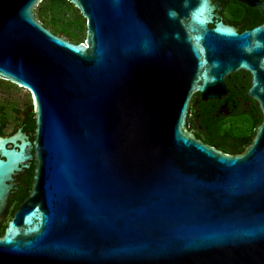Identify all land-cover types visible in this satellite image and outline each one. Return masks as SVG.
Instances as JSON below:
<instances>
[{"label":"water","instance_id":"1","mask_svg":"<svg viewBox=\"0 0 264 264\" xmlns=\"http://www.w3.org/2000/svg\"><path fill=\"white\" fill-rule=\"evenodd\" d=\"M42 1L0 0V79L32 93L39 128L38 189L0 264H264V24L239 33L214 0H66L86 21L74 44ZM239 72L262 120L230 155L189 130L191 107ZM22 140L0 139L2 205Z\"/></svg>","mask_w":264,"mask_h":264},{"label":"flooded vegetation","instance_id":"2","mask_svg":"<svg viewBox=\"0 0 264 264\" xmlns=\"http://www.w3.org/2000/svg\"><path fill=\"white\" fill-rule=\"evenodd\" d=\"M258 1L262 6L256 8L233 0H214L213 3L220 4L217 11L220 20L226 25L235 27L239 33H243L254 29L255 27L250 28V25L264 15L261 14L264 13V0ZM55 35L78 44L72 38L62 34ZM228 80L227 85L230 89L228 96L220 101H213V106L209 107V114H214L224 122L232 119L246 122L252 119L258 121L256 129L261 123L262 116L257 104L246 96L251 80L249 74L239 72ZM194 101L195 104L192 103L191 107L192 116L189 130L194 133L197 139L205 143L203 137L209 129L205 123L201 124L203 119L198 111L195 114L193 112V108L198 105L199 101L202 102L200 96L196 95ZM204 116L206 115L204 114ZM38 129L36 106L32 93L21 86L0 79V139L8 141L6 145L8 150L19 151L22 139L29 144L26 148L28 158L19 164L20 170L11 176V180L6 181V184L9 185V193L5 205H2L0 201V239L4 237L7 227L13 221L19 208L30 200L38 189V185L36 186L39 170ZM18 134H21L22 139H18ZM0 160L5 161L1 153Z\"/></svg>","mask_w":264,"mask_h":264},{"label":"trees","instance_id":"3","mask_svg":"<svg viewBox=\"0 0 264 264\" xmlns=\"http://www.w3.org/2000/svg\"><path fill=\"white\" fill-rule=\"evenodd\" d=\"M35 15L53 33L72 38L78 44L84 43L86 21L79 11L66 0H43L35 10ZM256 20L250 25V28L264 23V15ZM232 76L234 77V75ZM227 82L229 83L228 79ZM238 89L240 90V88ZM212 102L203 103L199 101L198 105L193 108L194 114L198 111V114L202 116L201 124L205 123L209 129L204 137L202 136L205 144L213 146L225 154H239L251 143L258 121L249 119L243 122L232 119L224 122L214 114H209V107L213 106Z\"/></svg>","mask_w":264,"mask_h":264},{"label":"rangeland","instance_id":"4","mask_svg":"<svg viewBox=\"0 0 264 264\" xmlns=\"http://www.w3.org/2000/svg\"><path fill=\"white\" fill-rule=\"evenodd\" d=\"M84 39V38H83Z\"/></svg>","mask_w":264,"mask_h":264}]
</instances>
